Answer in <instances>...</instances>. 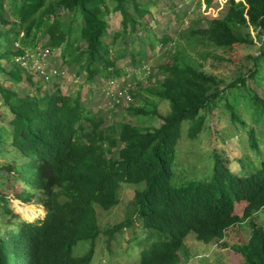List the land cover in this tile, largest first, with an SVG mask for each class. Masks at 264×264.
<instances>
[{
  "label": "trees",
  "instance_id": "obj_1",
  "mask_svg": "<svg viewBox=\"0 0 264 264\" xmlns=\"http://www.w3.org/2000/svg\"><path fill=\"white\" fill-rule=\"evenodd\" d=\"M9 3L8 7L6 0H0V74L6 80L0 81V264H91L102 234L96 207L109 210L118 205L122 183L144 184L135 190V220L156 233L146 234L148 245L139 244L141 253L132 264H181L179 250L191 232L206 244L225 241L228 232L247 221L248 238L230 246L243 264H264V226L253 219L264 209V159L243 174L229 162L226 165L228 157L222 152L211 177L183 185L172 182L183 125L187 124L190 139L197 138L205 128L206 112L224 97L227 87H246V76L222 86V80L201 65L172 55L160 65L162 78L148 88L151 97L168 102V112L160 113L154 104L146 108L147 97L142 105L127 108L129 114L157 118V124L126 120L105 124L83 102L84 88H92L97 79L121 78L125 69L118 62L125 57L135 67L141 66L148 55L141 47L133 48L135 42L152 48L177 40L169 32L151 38L153 2ZM112 12L122 17V30L113 34L107 20ZM251 30L257 32L258 40ZM143 32L145 37L140 36ZM263 34L264 0H229L225 16L209 19L203 27H189L183 38L214 46L213 51H202L206 58L218 57V49L234 51L244 45L255 47L258 56L264 57ZM108 35L111 40L106 41ZM127 37H133L129 44ZM120 40L126 45L118 46ZM37 47L47 51V59L60 48L63 64L68 69L76 67L75 79H81L76 94L63 92L62 69L50 68L49 62L43 64V73L32 68L39 57ZM33 50L35 56L28 53ZM145 68L150 73V66ZM253 73L258 74L257 65L247 76ZM121 87L134 95L129 87ZM230 111L233 124L243 122L233 103ZM247 134L260 154L254 128ZM16 182L21 191L15 195L41 204L46 211L43 218L31 222L10 207L4 190L13 189ZM129 226L133 224L126 219L104 232L110 237ZM135 233L143 238L138 226ZM81 241H89L90 248L86 254L75 255Z\"/></svg>",
  "mask_w": 264,
  "mask_h": 264
},
{
  "label": "rangeland",
  "instance_id": "obj_2",
  "mask_svg": "<svg viewBox=\"0 0 264 264\" xmlns=\"http://www.w3.org/2000/svg\"><path fill=\"white\" fill-rule=\"evenodd\" d=\"M9 1L6 0L8 7L10 6ZM141 1L144 4L151 1L154 5L153 11L155 15L152 17L148 16L153 19L152 21L151 18L149 20L151 21L149 25L151 38L161 37L166 32H169L177 37V40L167 46L159 42L152 48L145 42H135L131 46L135 49L143 48L147 52L148 58L143 61L141 66L135 67L130 57H125L118 62V65L125 69L121 78L97 79L92 84V88L86 86L82 95L86 107L103 117L106 121L105 124L126 120L139 125H156L157 118L146 114H129L127 108L131 104L142 105L144 97H147L150 104L145 103L146 108L151 109L152 104H154L160 113L165 114L168 112V102L151 97L148 88L157 79L162 78L160 65L169 61L172 55H177L184 61H193V64L197 67L201 65L202 70L220 78L222 86L229 84L238 76H246V87H243V85L241 87H227L224 97L215 102L211 111L206 112L205 128L197 138L190 139L187 135V124L183 125L182 138L178 142L174 160L172 182L174 185H183L191 180L211 177L216 160L222 152H225L223 154L225 158L228 157L226 165L229 162L232 169L240 173L245 174L250 167L259 166L261 160L264 159V57L258 56V50L255 47L251 48L244 45L234 51L218 49V57L209 56L206 58L204 54L202 55V51H213L216 49L214 46L206 47L183 38L189 27H203L207 24V20L225 16L229 9V0ZM121 19L119 12H112L107 16L111 34L117 30H122ZM251 33L256 40L259 39L255 30H251ZM146 34L143 32L140 36L145 37ZM132 38H126L127 44ZM262 39H264V34L261 36V41ZM109 40H111V37L108 35L106 41ZM117 45L123 46L126 43L120 40ZM38 47L36 50L39 52L36 56H41V58L36 59L34 64L49 62L50 68L62 69L65 72L61 80L63 92L76 94L78 85L81 84V79H75L77 78L75 76L76 67L68 69V66L63 64V60L60 57V48L55 50V52L53 51L47 59V51ZM28 53L31 56H35L34 50ZM250 54H253V57H249ZM257 58H260L259 61H257ZM146 65L150 66V73L146 70ZM256 65L258 74L253 73L248 77V70L254 69ZM33 76L35 81L43 84L38 75L33 74ZM0 81H6L4 74H0ZM108 83L112 84L110 88L106 86ZM24 85L22 86V91L26 90ZM122 85L132 89L134 95H131L132 93L129 90H124L121 95L114 98L107 92V90L119 92L122 90ZM81 87H83V84ZM227 92L228 98L225 97ZM255 92L258 94L259 100H257ZM129 94L132 96L131 99L128 98ZM232 103L241 119H243V122L235 123L236 125L233 124V117L230 111ZM253 128L260 146V154L252 148L251 143L248 141L249 134L247 133ZM15 184L16 186L13 189L4 190L5 194L9 196L8 203L13 211L18 213L23 219L31 222L43 218L46 214L44 207L37 201L27 202L18 198L15 193L21 191V187L18 182ZM143 187L144 184L122 183L119 191L120 203L118 205L109 210L99 206L96 207L102 234L96 242V249L91 264L135 263L141 253L139 244L143 243V248L148 245V241L145 239L146 234L156 235L153 230H149L141 224H136L138 221H136L137 219L135 220L136 215L134 214L136 212L134 194L136 189H142ZM20 207L28 209L31 216H26L22 211H19ZM237 211L241 212L239 206H237ZM126 219L133 226L121 229L110 237L104 232V230L114 224ZM253 219L264 226V209L255 213ZM248 223L249 221L233 229L234 232H228L229 235L225 241L215 240L209 244L198 241L195 233L191 232L179 250L181 264H243V259L238 253L233 252L231 246H233L234 241L236 243L240 238L244 240L248 238ZM137 226L143 238L137 237L135 233ZM89 248V241H81L76 245L74 253L75 255H83L88 252Z\"/></svg>",
  "mask_w": 264,
  "mask_h": 264
},
{
  "label": "built area",
  "instance_id": "obj_3",
  "mask_svg": "<svg viewBox=\"0 0 264 264\" xmlns=\"http://www.w3.org/2000/svg\"><path fill=\"white\" fill-rule=\"evenodd\" d=\"M41 58V56H39V57H35L34 58V61L36 60V59H40ZM34 61H33V67L32 68H35L36 70H40L41 71V73H43V64H45V62L43 63V64H41V62H39L38 64H34ZM124 91V90H123ZM110 95H112L114 98H116L117 96H119V95H121L123 92H122V90L121 91H119V92H115V93H112L111 91H107ZM128 92V91H127ZM126 96V95H125ZM131 95L129 94V96H128V98L129 99H131ZM132 100H133V98H132Z\"/></svg>",
  "mask_w": 264,
  "mask_h": 264
},
{
  "label": "bare ground",
  "instance_id": "obj_4",
  "mask_svg": "<svg viewBox=\"0 0 264 264\" xmlns=\"http://www.w3.org/2000/svg\"><path fill=\"white\" fill-rule=\"evenodd\" d=\"M19 211H22V213H24L26 216H31L30 211L26 208L20 207Z\"/></svg>",
  "mask_w": 264,
  "mask_h": 264
}]
</instances>
